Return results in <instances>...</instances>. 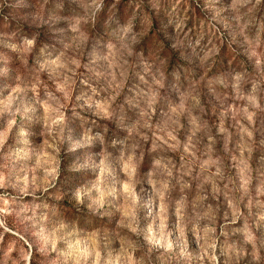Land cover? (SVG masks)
<instances>
[{"label": "rangeland", "instance_id": "obj_1", "mask_svg": "<svg viewBox=\"0 0 264 264\" xmlns=\"http://www.w3.org/2000/svg\"><path fill=\"white\" fill-rule=\"evenodd\" d=\"M0 264H264V0H0Z\"/></svg>", "mask_w": 264, "mask_h": 264}]
</instances>
